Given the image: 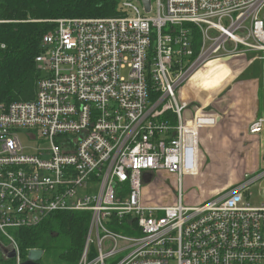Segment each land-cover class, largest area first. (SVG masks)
Here are the masks:
<instances>
[{
	"label": "built area",
	"instance_id": "2783aa9c",
	"mask_svg": "<svg viewBox=\"0 0 264 264\" xmlns=\"http://www.w3.org/2000/svg\"><path fill=\"white\" fill-rule=\"evenodd\" d=\"M117 8L49 20L34 98L0 99V232L16 264L10 230L58 211L90 213L77 264H264V203L249 201L264 169L199 203L181 192L184 177L199 175L197 128L218 120L207 109L254 60L264 85V0H151L148 12L140 0H119ZM217 64L228 73L210 87ZM199 73L207 87L189 93ZM263 122L255 117L249 134ZM21 133L37 143L32 152ZM163 172L175 177V200L147 204L143 184L166 181Z\"/></svg>",
	"mask_w": 264,
	"mask_h": 264
},
{
	"label": "trees",
	"instance_id": "16d2710c",
	"mask_svg": "<svg viewBox=\"0 0 264 264\" xmlns=\"http://www.w3.org/2000/svg\"><path fill=\"white\" fill-rule=\"evenodd\" d=\"M119 0H0V99L5 102L29 101L35 96L38 76L35 57L40 53L42 36L53 31L49 20L72 17L119 15ZM262 92H259L261 96ZM260 98V97H259ZM90 213L58 211L34 227L10 232L25 260L27 251H43L40 264H77ZM0 264H15L1 255Z\"/></svg>",
	"mask_w": 264,
	"mask_h": 264
},
{
	"label": "rangeland",
	"instance_id": "374dc122",
	"mask_svg": "<svg viewBox=\"0 0 264 264\" xmlns=\"http://www.w3.org/2000/svg\"><path fill=\"white\" fill-rule=\"evenodd\" d=\"M133 1L138 3V0ZM153 2L154 0H152ZM152 15H154L153 11L150 12L149 16ZM252 56L251 54L248 55V57ZM210 72L215 79V81L210 80L207 82V85L211 87L216 82H220L227 75L228 70L225 65L217 64ZM203 77L204 75L199 73L190 80L189 93L207 87ZM254 92H256V99L254 98ZM259 92H262L261 96H258ZM257 105H259L260 117L264 118V85L260 60H254L242 76L232 84L229 91L225 92L214 102L213 107L215 109H207V111H214L218 120L211 127L197 128V136L199 137L198 164L200 163V170L198 176H186L182 179L181 192L183 201L189 204L202 202L216 193H223L230 186L239 182L244 174L251 175L264 169V122L262 130L258 134H249L247 128L248 115L252 111L255 112ZM234 107H236L237 111L229 114V110ZM226 111L229 113H225ZM255 115L256 113H254ZM208 133H211L213 137L220 136L218 138L220 140L213 142ZM20 140L22 145L27 148V153L32 152L31 148L37 145V143L30 141L22 133L20 134ZM207 148L211 150V154L206 153ZM188 149L190 150V146H188ZM227 153L228 158L226 159ZM190 155L191 152L188 153V160H190ZM161 175L166 181L156 180L152 183L143 184V200L147 204L168 205L175 200V177L167 175L165 172ZM263 188L264 179L249 189L251 205L257 206L264 203ZM0 244H9L8 239L1 232Z\"/></svg>",
	"mask_w": 264,
	"mask_h": 264
},
{
	"label": "water",
	"instance_id": "95a60500",
	"mask_svg": "<svg viewBox=\"0 0 264 264\" xmlns=\"http://www.w3.org/2000/svg\"><path fill=\"white\" fill-rule=\"evenodd\" d=\"M141 4L144 7V10L148 12L150 10V2L151 0H140ZM145 174V179H147ZM0 252L2 256L5 258L14 259L16 257L15 249L10 245L0 244ZM43 251L39 248H32L27 251L25 260L21 261L20 264H40V260L42 259Z\"/></svg>",
	"mask_w": 264,
	"mask_h": 264
},
{
	"label": "crops",
	"instance_id": "0c3cea01",
	"mask_svg": "<svg viewBox=\"0 0 264 264\" xmlns=\"http://www.w3.org/2000/svg\"><path fill=\"white\" fill-rule=\"evenodd\" d=\"M256 92H258V91H256ZM256 92H254V98L256 99ZM258 96H259V93H258ZM258 107H259V105H257V109L255 108V112H250L249 113V115H248V119H247V123H248V125L250 124V122L255 118V116H257V117H260V115H259V111H258ZM233 111H237V109H236V107H234L232 110H229V112L228 111H226L225 113H229V114H232V112ZM254 113H256V115L254 116ZM242 114V113H241ZM237 119V118H236ZM200 122H204V121H200ZM237 122V121H236ZM248 125H247V128H248ZM204 133V132H203ZM212 133V132H211ZM211 133H208V136H210L211 138H212V141L214 142V141H219L220 139H218V138H220V136H218V137H216V136H211ZM210 149H208L207 148V151H206V153L207 154H211V150L209 151ZM203 155V154H202ZM228 158V153L226 154V159ZM211 166V165H210ZM209 167V166H208Z\"/></svg>",
	"mask_w": 264,
	"mask_h": 264
}]
</instances>
